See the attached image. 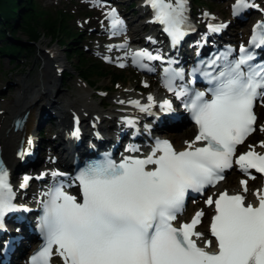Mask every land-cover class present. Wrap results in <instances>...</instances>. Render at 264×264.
Wrapping results in <instances>:
<instances>
[{
    "label": "snow or ice",
    "instance_id": "obj_1",
    "mask_svg": "<svg viewBox=\"0 0 264 264\" xmlns=\"http://www.w3.org/2000/svg\"><path fill=\"white\" fill-rule=\"evenodd\" d=\"M187 2L148 0L154 22L164 26L174 44L189 28ZM253 7L256 5L251 0H235L233 14ZM107 16L112 34H119L123 21L116 10L111 9ZM208 27L219 32L226 25ZM249 44L264 48V23L254 27ZM232 51L229 49L209 62V67L217 65L218 60L222 62L218 72L202 73L211 85L207 89L210 99L205 91L174 85L176 79H184L183 70L164 69L165 87L182 100L198 127V134L185 142L183 150H177L166 139H157L143 158L130 155L117 163L105 156L92 162L75 177L80 186V200L68 194L63 184L50 189L39 224L45 243L32 256L30 264H51L54 247L63 264H264V189L253 192L255 203L246 202L247 180L240 181L241 192L229 194L224 190L216 199L210 195L205 201L207 206H214L209 228L215 238L214 246L211 240L204 239V233L196 230L203 210L197 211L190 222L175 224L189 192L203 193L207 187H214L234 163L250 179H255L251 169L264 175V152L249 145L248 151L236 156L237 146L256 131L257 102L264 106V63H252L255 55L243 45L238 57L230 60ZM131 56L134 64L148 71L154 69L143 60L162 59L146 49ZM198 71L193 70L189 83L195 82ZM148 101V105L139 101L129 103L151 115L155 101L152 96ZM160 107L164 111L173 110L169 100H164ZM125 122L133 127L136 124L133 119ZM259 130L264 132V125ZM72 135L78 136L79 129ZM256 147L264 148V141ZM126 151L139 152V148L129 146ZM31 179L25 176L19 187L26 188ZM15 199L8 171L0 167V228L8 213L30 211L18 206ZM198 241H203L202 245Z\"/></svg>",
    "mask_w": 264,
    "mask_h": 264
},
{
    "label": "trees",
    "instance_id": "obj_2",
    "mask_svg": "<svg viewBox=\"0 0 264 264\" xmlns=\"http://www.w3.org/2000/svg\"><path fill=\"white\" fill-rule=\"evenodd\" d=\"M20 30L27 36V40L19 38ZM42 38L57 44L68 61L76 60L75 67L86 72L107 73L83 57L78 46L79 37L73 34L63 17L44 19L32 0H0V42H5L3 50L8 55L19 54L16 51H23L28 47L25 42L36 43ZM118 77L124 76L115 75V78Z\"/></svg>",
    "mask_w": 264,
    "mask_h": 264
},
{
    "label": "bare ground",
    "instance_id": "obj_3",
    "mask_svg": "<svg viewBox=\"0 0 264 264\" xmlns=\"http://www.w3.org/2000/svg\"><path fill=\"white\" fill-rule=\"evenodd\" d=\"M53 50L56 52V56L53 61L48 55H42L45 67L43 68V71L38 73V76L35 79L28 80L27 78H25L15 81L14 88L16 91H18V94L11 96L8 104L5 108H3L6 110L7 118L3 125L0 127V140H2L3 136L4 156L6 161L12 168H14L17 164V160L13 155V137L19 138L23 134L22 132L16 134L10 132L9 136H7L6 133L4 134L2 132L3 128H8V124L12 119V116L17 112H26L29 110L31 113L30 117H32L33 114H39V111H41L43 106H47L49 104H51L52 108L56 111V113H58L60 110L59 106H61L65 102L64 99L66 96L63 92L62 85L58 83L56 72L57 68L54 67V64H58V67H65L67 64L65 59L60 55L59 51L57 49ZM55 94L56 96L54 97ZM86 96V94H83L84 98ZM61 116L63 124L68 125L70 123L69 116L64 113H62ZM28 126L29 127L25 128L24 131H29L31 128L36 130L35 124H33L31 120L28 122ZM38 126L39 125H37L36 128H38ZM177 128H179V126ZM169 135L176 137V139L180 137L179 134L175 133H170Z\"/></svg>",
    "mask_w": 264,
    "mask_h": 264
},
{
    "label": "rangeland",
    "instance_id": "obj_4",
    "mask_svg": "<svg viewBox=\"0 0 264 264\" xmlns=\"http://www.w3.org/2000/svg\"><path fill=\"white\" fill-rule=\"evenodd\" d=\"M19 38L21 40H26V35L21 30L19 32ZM49 41L50 40H48V39L42 38L41 41L39 43H37V45H32V46H34L33 47L34 48V53L33 54L35 56L27 57L28 58V62L21 69V71H23L26 68L25 69L26 73L24 74V76L25 77L27 76L28 79H35L38 76V73L43 71V68L45 67V65H44V62H43V59H42L43 58L42 55L44 54L43 49L45 48L46 44H48V46L51 47L52 49H57L59 51L60 55L65 59L66 64H67L66 67L69 68L70 70H71V68L73 69V66L76 63V60H73L71 62L67 61L64 52L57 45L49 44ZM45 55H47V54L45 53ZM37 56H38V59H36ZM24 58H26V57H24ZM1 59L3 60L4 64L7 67H8V65H10V61H9V59L6 56L0 54V60ZM39 63L41 65H39V67H38ZM97 83H98L99 86H104V85L108 84V79H100V80L97 81ZM63 92H65V91H63ZM40 126H41V124L39 125V127ZM180 136H184V134H182ZM173 138L176 139L174 136H173Z\"/></svg>",
    "mask_w": 264,
    "mask_h": 264
}]
</instances>
